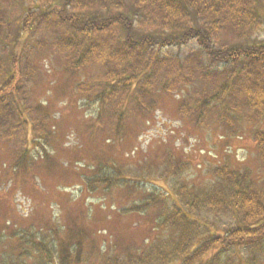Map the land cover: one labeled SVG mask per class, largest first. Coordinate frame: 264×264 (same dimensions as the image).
I'll use <instances>...</instances> for the list:
<instances>
[{
	"label": "trees",
	"instance_id": "trees-1",
	"mask_svg": "<svg viewBox=\"0 0 264 264\" xmlns=\"http://www.w3.org/2000/svg\"><path fill=\"white\" fill-rule=\"evenodd\" d=\"M45 52L63 61L67 79L81 77L75 92L86 107L93 103L92 118L113 136L119 128L123 137L133 114L153 112L162 95H177L179 115L196 128L218 125L225 137L251 129L257 172L235 168L226 158L206 184L197 185L181 179L190 165L170 153L163 166L146 159L133 176L115 163L104 169L101 162L88 184L121 186L128 196L139 191L141 199L121 212H152L153 230L173 231L151 246L158 258L152 264L261 261L264 0H0V144L18 135L25 146L38 141L32 136H40L42 123L33 114L43 107L32 108L29 90L39 75L35 59ZM27 150L14 171L27 169ZM141 184L151 188L143 193ZM205 210L224 218L210 220L208 228L200 218ZM48 237L38 238L30 228L15 231L14 253L0 264H28L33 253L36 263L30 264H70L74 249Z\"/></svg>",
	"mask_w": 264,
	"mask_h": 264
},
{
	"label": "rangeland",
	"instance_id": "rangeland-1",
	"mask_svg": "<svg viewBox=\"0 0 264 264\" xmlns=\"http://www.w3.org/2000/svg\"><path fill=\"white\" fill-rule=\"evenodd\" d=\"M35 64L39 75L33 79L29 99L32 108L43 107L33 114L42 123L40 136H32L38 141L27 140L25 146L18 135L11 144H0V261L16 248L10 234L30 228L38 238L55 237L62 248L74 249L70 264H143L148 257L144 264H152L151 246L173 231L153 230L152 212H121L124 205L141 199L139 191L128 196L121 186L90 187L88 180L101 162L104 169L109 162L129 169L131 176L141 171L136 168L146 159L163 166L172 153L176 161L190 165L181 179L197 185L206 184L212 169L226 158L235 168L258 171L251 129L225 137L218 125L196 128L179 115L177 95H162L153 112L145 117L133 114L124 124L123 137L119 128L113 136L92 118L93 103L86 107L75 92L80 76L67 79L61 71L63 61L53 53L45 52ZM25 147L27 169L14 171ZM158 174L154 180L166 187L157 180ZM148 188L140 185L143 193ZM200 218L210 228V220L224 216L205 210ZM34 257L33 253L28 264L36 263ZM259 263L264 264V256Z\"/></svg>",
	"mask_w": 264,
	"mask_h": 264
}]
</instances>
